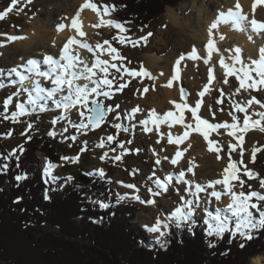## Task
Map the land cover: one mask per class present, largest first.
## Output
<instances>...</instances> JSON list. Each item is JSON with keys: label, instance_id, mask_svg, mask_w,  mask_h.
<instances>
[{"label": "rangeland", "instance_id": "374dc122", "mask_svg": "<svg viewBox=\"0 0 264 264\" xmlns=\"http://www.w3.org/2000/svg\"><path fill=\"white\" fill-rule=\"evenodd\" d=\"M68 1L71 4L75 2ZM64 2L65 0H0V63L3 64V67L0 65V142L10 153L17 154L19 148L33 137H47L55 146L59 161L57 164L46 166V173L52 174L54 180L55 176H58L73 183L84 174L90 181L97 177L111 182L118 198L119 194L127 195L130 199L126 203L138 206L130 224L140 226L148 233H158L154 241L143 240L147 245L152 241L169 245V231L179 224L176 222H189L188 224L195 226L203 221L209 226L208 233L219 238L232 234L233 246L241 247L254 230L263 228L264 225V114L259 117L254 111L260 108L264 112V106L258 104L259 102H252L254 98L264 99V92L254 89L249 95L241 84L244 67L247 64L250 66L247 53L235 52L236 40L220 45L224 52H232L234 57H237L236 62L230 73L221 68V61L214 63V68L210 70L220 77L218 89L212 96V103L204 102L206 105L203 107L194 103L196 91H193L189 81L180 80L178 92L185 104V114H198L193 115L190 122L196 125L199 121L205 131L207 126L208 136L198 138L193 135L190 143L182 142L168 129L163 133L157 131L149 135L144 123L145 119L154 116L156 110L165 113L169 108L163 102L164 96L160 95L163 93V86L154 81L153 75L159 74L162 67L172 69L174 55L179 51L178 45L183 41L193 40V28L184 30L175 22H169L168 8H172L173 13L182 18V21L191 20L193 26H197L199 13L193 10V5L203 4L209 12H215L222 1H214L212 7L209 5L211 0H182L176 7L167 6L162 18L147 27H141L135 23L121 25L114 15L112 0H95L102 15H107L106 9L113 11L114 17L111 19L117 26H101L98 35L85 39L89 45L86 51L78 48L77 64L84 76L79 73L80 70L76 73L77 80L81 83L73 92L79 100L73 106L75 111L70 110V107L65 109L68 110L65 112L60 110L63 106L59 98L67 93L60 91L58 94H50L49 90L40 86L38 80L32 82L36 90L29 87L31 84L11 89L8 88L11 82L5 79L8 74L15 73L13 70L25 65L24 63H32L27 54L22 53L17 55L15 60H8L7 51L17 45L23 51L27 49L20 46L24 42L18 43L20 41L17 40L23 39L25 33L33 30L35 25L48 24L53 27V23L64 22L67 16ZM79 7L80 5L77 9ZM51 13L54 14L52 17ZM72 13L77 16V11L72 10ZM249 26L250 22H247L243 30L244 35H249ZM199 28L198 26L196 30L200 32ZM48 32L54 35L53 28H49ZM51 35L48 44L45 41V45L50 48L54 47ZM256 38L255 43L246 51L257 53L261 50L264 46V36L256 32ZM58 43L59 46L64 44ZM105 46V54L93 55L94 51H104ZM31 49H34V45H31ZM101 58L104 63L99 61ZM151 58H156L159 64L151 63ZM20 60L23 63L19 62ZM82 61H87L89 65L81 66ZM150 64H154V68L150 67ZM199 71L202 76L201 86L204 87L207 84V74L204 67H200ZM171 75L169 73L166 76L164 88L169 85L168 79ZM5 87L7 89L3 91ZM94 87L98 89L97 99L107 105L105 123L97 130L90 129L87 125L92 108L90 102L87 103L86 91ZM183 88L188 91L187 99ZM203 89L206 97V88ZM157 102L162 103L164 107L157 106ZM240 108L247 110L248 116L259 118L261 121L257 125L258 128L251 130L250 139L253 142L248 138L241 146L238 145L243 148H240L237 154L238 149L234 153L229 148L231 143H239L221 124L228 122L232 116L242 118ZM202 132L200 129V133ZM259 148L263 150L255 153L254 150ZM179 153L185 160L176 165L173 158ZM231 161H238L240 167L234 178V189L242 194L241 200L244 202L238 206L234 205L233 194L228 196L224 184L218 182ZM179 174H182L183 178L187 177L184 184L181 183V176L177 178ZM158 181L163 187L166 186V189H157ZM230 197L233 202H228ZM224 207L229 211L224 210ZM178 210L183 214L194 212L193 215L190 214L192 219H176L174 214ZM221 210L224 211L225 221L219 224L208 219L207 212L210 211L213 215ZM30 229L37 237L47 233H59L49 223L30 226ZM260 255L264 260L263 251L262 254L248 259L247 264H256L254 258ZM0 264H3L2 261Z\"/></svg>", "mask_w": 264, "mask_h": 264}, {"label": "trees", "instance_id": "16d2710c", "mask_svg": "<svg viewBox=\"0 0 264 264\" xmlns=\"http://www.w3.org/2000/svg\"><path fill=\"white\" fill-rule=\"evenodd\" d=\"M123 25L149 26L167 6L182 0H112ZM59 154L47 137H33L17 154L0 142V262L3 264H247L264 251V226L254 230L241 247L232 234L219 238L204 223L170 229V245L153 250L141 244L155 238L134 220L137 205L122 203L106 211L94 208L93 197L108 203L114 189L106 180L50 183L47 163ZM49 223L57 234L37 237L30 226Z\"/></svg>", "mask_w": 264, "mask_h": 264}, {"label": "bare ground", "instance_id": "6f19581e", "mask_svg": "<svg viewBox=\"0 0 264 264\" xmlns=\"http://www.w3.org/2000/svg\"><path fill=\"white\" fill-rule=\"evenodd\" d=\"M73 1V0H72ZM214 1L220 2L222 1V4H218L219 7L217 11L215 12H209L207 10L206 5H193L195 12L197 11L199 13L198 17V23L197 26H193V22L191 20H188L187 22L182 21V18L175 15L173 12L174 10L172 8H168L167 16L168 20L171 23H176L179 27L183 28L184 30H189L190 28H193V40L191 42L183 41L181 42L178 47L179 51L174 55L173 58V68L169 69L167 67H162L159 72V74L153 75V79L155 82L163 86V93H160V95L164 96V103L167 104L169 108L165 110V113L157 112L156 110L154 112V116H152L150 119H145L144 123L146 126V130H148V134H154L157 131H161L162 133L165 132V129H168L169 131L172 130L171 134L174 136H178L182 142L190 143L192 141L193 135L197 136L198 138L204 137L208 133L207 126L206 131L204 126H201V123L196 125H193L190 120L193 118L194 114L193 112H188V114H185L186 109L184 102L182 101V98L178 92L179 83L181 79H186L189 81L190 85L193 88V91L195 92V100L194 103H196L199 106H205L207 101L209 103H212V96L215 94L216 89H218L219 84V75L215 74L213 70H210L211 68H214L217 61H221V68L225 69L227 73L232 70L235 62H236V56L234 57V54L232 52H224L223 49L220 48V45H223L224 43H228L229 41L236 40V43L234 44V50H236V53H240L241 51H245L247 53L248 63L246 67H244V75L242 79L243 87L248 91V94L251 95L252 91L254 89H259L264 92V65H261L259 63V58L262 55V52H252V51H246L248 50L254 42L256 38V32L260 33L264 36V0H211L210 6L213 7ZM86 2H92L90 7H81L86 4ZM60 3V2H59ZM80 3V4H79ZM45 4V3H44ZM63 4V3H62ZM80 5L79 9L78 6ZM60 6V5H59ZM63 6L65 7L66 11V17L65 21L57 22L56 24L53 23V27L49 26L48 24H39L35 25V28L33 30L28 31L25 33L23 39L17 40L20 41L18 43L24 42L23 44H19L23 48L26 47L24 51L22 49H19L17 46L14 48H10L9 51H7V58L11 61L15 60V57L19 55L20 53L27 54V58L31 60L33 63L35 59H37L36 56L43 57L38 58V60L46 59L47 57L55 58L60 56V52L66 44L67 41H72L71 45L72 48L77 45H84L85 49L89 48V45L85 41V39L94 37L95 34L98 33L99 29H101V26H105L106 28H111L117 26V24L111 19L113 18V11L105 10L107 15H102V12L100 11L99 7L95 3V0H75L73 4L69 2L68 0H65ZM58 9V8H57ZM56 9V10H57ZM60 9V8H59ZM72 10L77 11V16L73 15ZM53 12V11H52ZM76 14V12H75ZM54 14L51 13V17ZM50 16V14H49ZM195 19V18H194ZM247 22H250V26L248 27L249 35L243 33L245 24ZM195 23V22H194ZM55 25V26H54ZM45 26V27H44ZM200 27L199 30H196V28ZM49 28H53L54 35H51L48 30ZM247 31V30H246ZM49 35L52 36L51 42L54 45V47L50 48L49 46L45 45V41H47V44L49 42ZM98 35V34H97ZM60 40V41H59ZM57 41V42H56ZM64 43L61 46H59V43ZM203 42H205V45L203 46ZM31 45H34V49H31ZM43 46V47H40ZM40 47V48H39ZM263 47V46H262ZM100 49V48H98ZM107 50V46L104 47V51L99 52L94 51L93 55L97 56L98 54L103 55L105 54V51ZM73 55H75V52H73ZM241 54V53H240ZM100 55V56H101ZM6 56V55H5ZM76 56V55H75ZM90 58V55L88 56ZM83 59V58H82ZM100 59V58H99ZM102 59V58H101ZM7 60V59H6ZM7 60V61H8ZM22 62L23 61H19ZM106 62V61H105ZM151 63H158V60L156 58L150 59ZM26 62L25 65L21 66V68H16L18 70H13L11 75L14 76L15 74L19 76V71L24 70L29 73H35L37 75V78H32L28 83H25L27 86L31 84L29 87H33L34 81L38 80L41 84H43V81L40 79L42 76L47 78V73L43 70V68H39L36 70V67H34L31 64ZM87 63V61H86ZM104 63V62H103ZM154 64H150V67L154 68ZM0 65L3 67V64L0 63ZM200 67L205 68V74H207V84L203 87L202 85V76L199 71ZM70 68V66L68 67ZM26 69H30L31 71H27ZM242 69V68H241ZM171 73L172 75L168 79L169 85L164 88V83L166 81V76ZM214 73V74H213ZM73 75V73L71 74ZM83 75V74H82ZM84 76V75H83ZM83 76L81 78H83ZM174 80H173V78ZM230 77V76H229ZM8 78V77H7ZM172 78V79H171ZM15 79V78H12ZM10 80V79H9ZM75 80H77L75 78ZM49 82V81H47ZM58 83L59 85L56 87V91H49L51 94H55L60 91L62 93H70V95L65 94L63 97L59 98L62 102L64 99L67 98L68 101L70 100H79L78 97L72 92L77 85L81 83V81H74V87L72 88V91H68L65 88V80H55L52 82V85H56L54 83ZM35 84V83H34ZM50 86V83L44 84ZM22 86V87H24ZM18 87L20 85L18 84ZM206 88V97H204V89ZM7 87L4 88V90ZM34 88V87H33ZM162 88V87H161ZM35 89V88H34ZM203 89V90H202ZM36 90V89H35ZM97 87H94L90 91H86L88 97L87 103L91 102V100H95L98 98L97 94ZM76 93V92H75ZM69 96V97H67ZM253 99V97H251ZM255 99V98H254ZM153 100V99H152ZM169 101L171 103H169ZM256 101L258 104L261 103V105L264 106V99H255L252 102L254 103ZM67 102V101H66ZM65 102V103H66ZM173 102V103H172ZM206 102V103H204ZM60 103V102H59ZM63 102V104H65ZM79 103V101H78ZM195 104V105H196ZM157 106H163L164 105L160 102H157ZM259 106V105H258ZM162 107V108H163ZM219 108V107H218ZM74 108H70V110H73ZM188 109V108H187ZM240 110H242L240 108ZM61 111H68L64 110L63 108ZM254 111L258 112L259 116L261 114H264L260 110V108L255 109ZM195 112V111H194ZM255 112V114H256ZM192 114V115H191ZM190 115V116H189ZM200 115H204L200 113ZM225 116V115H224ZM263 117V116H262ZM85 118V116H84ZM242 124L243 121L246 119V117H242ZM238 119V120H237ZM85 124H87V121H84ZM239 118L237 116H232V118L229 119L228 122H222L223 127L228 129V132L233 134L235 136V140L239 144L237 146H241L243 142L248 141V138H251V132H241L238 129L234 128V125L236 123H239ZM260 124V123H259ZM209 127V126H208ZM258 128V127H256ZM200 129L203 131L200 133ZM209 134V133H208ZM248 134V136H247ZM208 136V135H207ZM175 138V137H174ZM208 138V137H207ZM247 138V140H246ZM256 138V137H255ZM251 140V139H250ZM161 141V140H160ZM163 141V140H162ZM251 142H253L251 140ZM185 144V143H183ZM194 144V143H193ZM234 145V143H232ZM204 145V144H203ZM207 145V144H206ZM205 145V146H206ZM182 146V145H180ZM231 146V145H230ZM237 150V154H239L240 148ZM214 151V150H213ZM176 154V153H175ZM175 158V159H174ZM173 163L176 165H179L181 162L183 163L185 158L182 157L181 153L174 155ZM232 162V161H231ZM230 162V163H231ZM217 163V162H216ZM229 164L227 167V170L224 172V175L221 180H218L219 183L224 184L225 190L227 192V195L230 196L234 192H236V181H234V178L229 176ZM179 172V171H178ZM238 172V171H237ZM183 174V173H182ZM182 174H179L177 178L179 179V176L182 177ZM236 176V175H235ZM180 177V178H181ZM185 177V176H184ZM184 179H187V177H182V184H184ZM216 180V179H215ZM216 182V181H215ZM195 183V182H194ZM159 184V186H158ZM165 186V183H163ZM156 188H163L166 189V186L163 187L159 181L156 183ZM235 188V189H234ZM165 191V190H164ZM238 192V191H237ZM194 193V192H193ZM239 194V202L238 204L234 203L235 206H238L240 203H243L244 201L241 200V193ZM196 195V193H195ZM220 197V196H216ZM215 198V197H214ZM230 201L233 202V198L230 197ZM236 200V199H235ZM235 202V201H234ZM103 207V206H102ZM231 208L232 206L229 205ZM183 210V209H182ZM223 210V209H222ZM220 211V213H217L216 216L222 217V222L225 221V217L223 212ZM224 210L229 211V209L224 207ZM232 210V209H230ZM232 212V211H231ZM193 215L194 212H189ZM187 214V213H186ZM185 214V215H186ZM208 216V219L211 222H215V214L206 213ZM227 214V212H226ZM238 214V213H237ZM176 215V216H175ZM228 215V214H227ZM231 215V214H230ZM235 215V214H232ZM176 219H184L187 220L186 217H184L181 214V211L178 210L174 214ZM229 216V215H228ZM231 217V216H229ZM174 219V218H171ZM221 222V223H222ZM166 223V222H165ZM212 224V223H211ZM220 224V223H219ZM213 225V224H212ZM211 225V226H212ZM165 227L167 226L164 225ZM162 227V225H161ZM163 228V227H162ZM165 229V228H164ZM256 264H264V260L262 259L261 255L254 258Z\"/></svg>", "mask_w": 264, "mask_h": 264}, {"label": "water", "instance_id": "95a60500", "mask_svg": "<svg viewBox=\"0 0 264 264\" xmlns=\"http://www.w3.org/2000/svg\"><path fill=\"white\" fill-rule=\"evenodd\" d=\"M183 89V94L185 96V99H187L188 91L185 88ZM91 107L92 113H90L91 115L89 117V127L93 130H97L103 125L104 120L107 117V106L103 101L92 100ZM78 181L81 183L87 182L88 184V181L90 180L88 179L87 175H82L81 177H79Z\"/></svg>", "mask_w": 264, "mask_h": 264}]
</instances>
